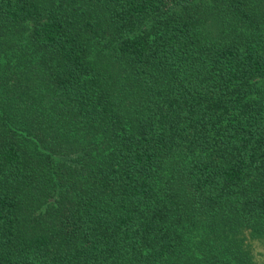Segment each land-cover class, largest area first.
<instances>
[{
    "label": "trees",
    "instance_id": "trees-1",
    "mask_svg": "<svg viewBox=\"0 0 264 264\" xmlns=\"http://www.w3.org/2000/svg\"><path fill=\"white\" fill-rule=\"evenodd\" d=\"M264 0H0V264H257Z\"/></svg>",
    "mask_w": 264,
    "mask_h": 264
},
{
    "label": "rangeland",
    "instance_id": "rangeland-1",
    "mask_svg": "<svg viewBox=\"0 0 264 264\" xmlns=\"http://www.w3.org/2000/svg\"><path fill=\"white\" fill-rule=\"evenodd\" d=\"M247 244H249V250L251 252L252 257L254 258L257 264H264V251L261 248V245L257 241L247 240Z\"/></svg>",
    "mask_w": 264,
    "mask_h": 264
}]
</instances>
